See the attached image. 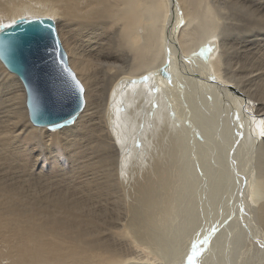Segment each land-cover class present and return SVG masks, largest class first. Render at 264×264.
<instances>
[{
	"label": "bare ground",
	"instance_id": "bare-ground-1",
	"mask_svg": "<svg viewBox=\"0 0 264 264\" xmlns=\"http://www.w3.org/2000/svg\"><path fill=\"white\" fill-rule=\"evenodd\" d=\"M37 18L86 106L33 126L0 62V257L193 264L199 242L194 264H264V0H0V26Z\"/></svg>",
	"mask_w": 264,
	"mask_h": 264
},
{
	"label": "water",
	"instance_id": "water-1",
	"mask_svg": "<svg viewBox=\"0 0 264 264\" xmlns=\"http://www.w3.org/2000/svg\"><path fill=\"white\" fill-rule=\"evenodd\" d=\"M56 37L50 18L0 26V62L25 89L31 124L51 131L72 125L86 106L85 89L81 101L72 84L73 77L79 79L69 67L63 45H56Z\"/></svg>",
	"mask_w": 264,
	"mask_h": 264
},
{
	"label": "rangeland",
	"instance_id": "rangeland-1",
	"mask_svg": "<svg viewBox=\"0 0 264 264\" xmlns=\"http://www.w3.org/2000/svg\"><path fill=\"white\" fill-rule=\"evenodd\" d=\"M55 22V24H56V27H57V32H58V35H59V28H58V22L57 21H54ZM60 36V35H59ZM63 47H64V45H63ZM64 49H65V47H64ZM212 50V52L213 51H215V49H216V46H213L212 48H211ZM66 51V50H65ZM5 68V67H4ZM6 69V68H5ZM72 69V68H71ZM173 69V68H172ZM172 69H167L166 71H165V74H164V76L163 77H161V80H163L165 83H167L169 80H170V82H171V78H172V75H173V73L176 71V70H172ZM10 73V72H9ZM155 77L156 76H154V73H152V74H150V75H148L146 78V80L148 81V80H150L151 81V85H152V87L151 88H153L154 86H155V84H154V79H155ZM159 85H161L162 86V84H159ZM165 85V84H164ZM166 87L168 86V85H165ZM165 86H162L163 88H165ZM159 87V86H158ZM157 87V88H158ZM183 87V86H182ZM181 87V88H182ZM183 89V88H182ZM257 104H255L254 103V105H253V103H252V105L250 106V109L251 110H249V112L251 113V114H254L255 113V109L257 108ZM28 112V111H27ZM183 116V115H182ZM28 119H29V117H28ZM192 125V124H191ZM64 129V128H63ZM63 129H58V130H54V131H60V130H63ZM46 130H48V131H51V130H49L48 128H46ZM53 131V132H54ZM192 160H194V158H191ZM51 177V176H50ZM50 177L48 178L49 180H50ZM53 180V182L52 183H48L47 184V186H48V188H54L53 190H51L50 189V192H48V196H51V197H55V198H57V197H59V196H63L64 195V193H65V190L64 189H62V188H60V186H62L63 184H64V182H63V180H65V179H61V185H59V180L58 179H53V178H51V180L50 181H52ZM55 181V182H54ZM56 184H58V186L56 185ZM53 186V187H52ZM55 187H58L57 189H55ZM6 246H7V244H5V243H3V242H1L0 241V250H4V253L3 254H7V253H9V249H6ZM19 247H21V244H19V243H14V244H12V247H11V250H12V252H13V250H18L19 249ZM62 251H64V252H70V251H72V246H71V244L67 241V242H65V243H63L62 244ZM88 257H89V259H93V257H92V255L91 254H89L88 255ZM248 259H250V257H248ZM62 260H64V262L65 263H61V261L59 260V261H57L56 259H54V258H47L45 261H42L40 264H76V263H79V262H81L82 261V258H79V256H76V257H72V255H69V254H66V255H64V259H62ZM11 262H13L14 264H33L32 262L33 261H29V260H25V261H21V260H19V257H13V256H11V261L10 260H7L6 258H1L0 257V264H12ZM260 263V261L258 260L257 262H255V261H250V263L249 264H259Z\"/></svg>",
	"mask_w": 264,
	"mask_h": 264
},
{
	"label": "snow or ice",
	"instance_id": "snow-or-ice-1",
	"mask_svg": "<svg viewBox=\"0 0 264 264\" xmlns=\"http://www.w3.org/2000/svg\"><path fill=\"white\" fill-rule=\"evenodd\" d=\"M244 11H247V10H244ZM57 44H59L61 46L63 45V40H62L61 36L56 37V45ZM211 50L212 49L208 48V49H205V52H210ZM205 52H202L201 54L204 55ZM69 76H72V74L70 72H69ZM145 79H147V78H145ZM72 84H74L75 90L78 93V95H79V97H80V99L82 101V96L84 94V88H83V86L80 84L79 81L75 80L74 77L72 78ZM73 123L75 124L76 122L74 121ZM64 130L65 131H71V129H64ZM213 231H215V229H213ZM208 242L209 241H208L207 238H205L204 241H203V243H205V244L208 243ZM201 247L202 246H201V244L199 242L194 243L192 245V252H191V255L188 256V260L190 262H193V264H194L195 258L198 255H200V253H201Z\"/></svg>",
	"mask_w": 264,
	"mask_h": 264
}]
</instances>
